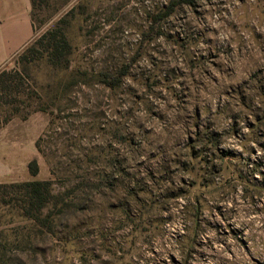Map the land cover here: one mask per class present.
I'll return each mask as SVG.
<instances>
[{
	"label": "rangeland",
	"instance_id": "374dc122",
	"mask_svg": "<svg viewBox=\"0 0 264 264\" xmlns=\"http://www.w3.org/2000/svg\"><path fill=\"white\" fill-rule=\"evenodd\" d=\"M35 1L0 161L59 202L0 264H264V0Z\"/></svg>",
	"mask_w": 264,
	"mask_h": 264
},
{
	"label": "trees",
	"instance_id": "16d2710c",
	"mask_svg": "<svg viewBox=\"0 0 264 264\" xmlns=\"http://www.w3.org/2000/svg\"><path fill=\"white\" fill-rule=\"evenodd\" d=\"M29 1L33 23V11L36 1ZM52 50L53 53L59 51L56 46ZM27 170L31 176L37 175L38 165L35 160L28 163ZM58 202V195L52 194L50 181L28 180L0 184V206H15L14 210L17 216L24 220L40 222L42 212L50 207L54 208Z\"/></svg>",
	"mask_w": 264,
	"mask_h": 264
},
{
	"label": "crops",
	"instance_id": "0c3cea01",
	"mask_svg": "<svg viewBox=\"0 0 264 264\" xmlns=\"http://www.w3.org/2000/svg\"><path fill=\"white\" fill-rule=\"evenodd\" d=\"M34 36L29 0H0V69ZM0 161V184L18 183L5 175ZM3 171V172H2Z\"/></svg>",
	"mask_w": 264,
	"mask_h": 264
}]
</instances>
